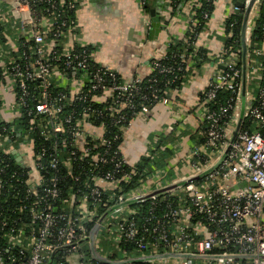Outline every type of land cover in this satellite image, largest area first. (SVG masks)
I'll list each match as a JSON object with an SVG mask.
<instances>
[{
  "label": "built area",
  "instance_id": "obj_1",
  "mask_svg": "<svg viewBox=\"0 0 264 264\" xmlns=\"http://www.w3.org/2000/svg\"><path fill=\"white\" fill-rule=\"evenodd\" d=\"M82 1L0 0V122L12 124L0 153L21 167L0 165V193L19 201L15 218L0 212V264H264V0L233 1L230 14H244L238 45L209 60L180 50L177 67L158 61L165 53L151 60L160 73L185 64L187 82L208 61L215 68L196 128L177 117L140 135V153L124 145L135 97L143 109L182 100L96 62L67 14ZM209 16L202 9L188 30ZM220 92L229 93L222 103ZM177 124L195 141L177 140ZM140 157L151 160L138 168Z\"/></svg>",
  "mask_w": 264,
  "mask_h": 264
},
{
  "label": "crops",
  "instance_id": "obj_2",
  "mask_svg": "<svg viewBox=\"0 0 264 264\" xmlns=\"http://www.w3.org/2000/svg\"><path fill=\"white\" fill-rule=\"evenodd\" d=\"M233 1L211 2L210 16L195 40V46L205 50L208 60L219 54L229 36L226 22ZM201 4L202 0H186L173 10L167 0H83L74 11L75 38L92 47L95 61L115 69L123 80L143 78L152 71L151 60L166 52L167 42L186 34L189 21L199 13ZM205 68V73L187 82L179 93L181 105L156 104L132 117L124 143L129 153L143 151L140 135L168 128L177 117L187 116L196 128L199 93L215 67L208 61ZM170 99L175 96L171 94Z\"/></svg>",
  "mask_w": 264,
  "mask_h": 264
},
{
  "label": "trees",
  "instance_id": "obj_3",
  "mask_svg": "<svg viewBox=\"0 0 264 264\" xmlns=\"http://www.w3.org/2000/svg\"><path fill=\"white\" fill-rule=\"evenodd\" d=\"M186 0H174L172 1V8L173 10H178L182 4H184ZM235 1V0H234ZM202 9H206L208 11H211V1L209 0H202L201 7L199 9V13L196 15L195 18H197L200 21V12ZM67 14L70 17H75L74 10L67 11ZM261 15H263V12H261ZM244 18V14L241 11H238L234 14H230L227 19V25L226 29L229 32V36L224 39L225 44L236 46L240 42V33H241V27H242V20ZM233 21V22H232ZM229 22H232V25L229 24ZM204 26V23L200 22L197 25H193L192 30H187L186 34L183 38H172L171 43L167 45L166 52L162 58H160L158 61L165 65H172L173 67H177L179 63V59L177 57V52L180 50H184L186 54H190L194 51H197L196 53L198 55L203 56L204 59L207 58V55L205 53V50L203 48H198L195 45L190 44L191 37L194 35V32H200ZM259 32V28L254 30V34ZM255 40V39H254ZM88 48H92L88 46ZM194 50V51H193ZM180 69L175 70L173 74L170 73H160L157 69H152L151 73H149L146 77L141 78V87L143 92L149 93L153 88L157 91V93L160 96H169L173 94L175 96V99L179 98V92L180 88L183 86L184 83H186L190 76V68H186L185 64H179ZM229 97L228 92H220L218 95L217 101L222 103ZM135 107L133 110L135 111H142L143 105L140 104V101L138 100V97H135L134 99ZM102 107L101 105H99ZM79 108V107H78ZM122 111L124 113H127V116H129L131 110L123 108ZM246 126H253V123L251 121H245ZM12 127V124L7 121H1L0 122V132L3 134L12 133L10 128ZM177 129L179 130V133L177 134V140L180 135L189 134V138L192 141H195L196 137L192 135V133L189 131V129H184L176 125ZM203 126H200L199 129H203ZM201 140V138H199ZM159 142H164L166 144H172L174 141L167 140L166 136L161 135ZM172 148L170 146L165 149V151L161 152L158 155V160L164 159V157L168 156L170 154V150ZM150 157H140L137 162V167L142 168L147 161H150ZM2 161H5L8 163L7 170H20V166L17 164V162L11 158L8 157L6 154L0 153V165L2 164ZM13 185H16L17 188L19 187L14 181H12ZM22 185V184H21ZM24 186V183H23ZM21 193H23V190H21ZM19 201L12 197V195L7 192V190L4 188L2 192L0 193V212L2 215L6 216L8 219H13L16 217V214L11 211L13 207H15ZM0 245H4V238L0 237ZM8 252L4 251V255L6 256Z\"/></svg>",
  "mask_w": 264,
  "mask_h": 264
},
{
  "label": "water",
  "instance_id": "obj_4",
  "mask_svg": "<svg viewBox=\"0 0 264 264\" xmlns=\"http://www.w3.org/2000/svg\"><path fill=\"white\" fill-rule=\"evenodd\" d=\"M22 122V120L20 121V123ZM16 128H18V124L15 126Z\"/></svg>",
  "mask_w": 264,
  "mask_h": 264
}]
</instances>
